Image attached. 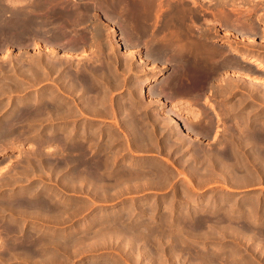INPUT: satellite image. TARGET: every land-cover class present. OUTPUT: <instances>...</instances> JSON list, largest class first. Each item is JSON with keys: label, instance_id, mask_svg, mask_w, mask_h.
I'll list each match as a JSON object with an SVG mask.
<instances>
[{"label": "rangeland", "instance_id": "obj_1", "mask_svg": "<svg viewBox=\"0 0 264 264\" xmlns=\"http://www.w3.org/2000/svg\"><path fill=\"white\" fill-rule=\"evenodd\" d=\"M14 1L18 2V0H14ZM66 1H68L69 3L72 2L71 0H66ZM174 1L175 0H170L171 4L174 3L172 7L173 10L175 9L174 8L175 6L178 7V3L179 5H181L180 3H183L181 6L184 5V7H181V8L178 7V8L180 9L186 8V9H182L183 12L185 11L184 12L185 15H188V13H190V15H188L190 17L188 16L186 17L188 21L187 20L185 21L188 24L186 23L187 25H185V22H184V26L187 29H189V31H191L190 28L195 30L196 32H199L201 30L200 33L203 30L204 33L201 34L200 38H202L203 44H205V42L207 41L205 44L206 46L205 45L204 46L206 48H209V47L212 48L214 46L215 50L218 49L217 51L218 53L219 51L221 52L220 53L221 57L218 54V56H216L217 58H215L216 60L217 59L225 60L226 58V60H230L233 63H236V62L239 63L238 68H236L233 65H231L232 67L230 65L228 67L227 65V68L225 67L226 65L224 66H217L216 64L213 65V67H216L215 69L217 70L220 67H222V69L221 68L219 69L220 70L219 73H217V70L215 72L214 68L212 71L210 68H209L210 71L206 70V72L208 73L214 72L213 75L217 73L216 77L214 76L212 80L210 78L204 79V77L206 78L207 76H204L203 72L199 73L198 71H196V73H194L195 71L193 72L190 70L187 72L188 74H182V77L184 76L185 78L180 77L179 78L180 82L177 80L178 81L177 84L176 82H174L173 86H170V88L172 87L171 89H175L176 85H177V88L180 85H181L180 88L186 85L188 87H193L194 89H199V90H191L194 93H204L203 94L204 97L202 96L203 98L200 97L196 99V101L198 102L202 100L208 101L206 104H203V105L195 104V105H191L190 107L188 106L183 107L184 105L177 104L172 108L174 110L178 109L179 112H183L180 115V117L188 116V118L184 120L185 122L183 124H185L184 127H186V123L189 122L187 123V125L190 124L189 128H192L190 129L192 130V132H188L187 129L184 131L177 129V126L175 125L176 120H174L175 118L174 119L172 118L175 116V115L173 116V114L176 113L175 111L174 112L172 111L169 113V115L171 116L170 117L171 120L167 119L173 122L172 126L170 128H168V126H165L164 120L159 116L161 114V111H159L158 109L160 107V101L158 99L154 100V93H153L155 91L154 86L157 83L163 80H166L167 75L169 77V73H171L172 68H173L172 65L170 66L169 63H166L165 65L164 62H155V61H146L143 64L140 63V60L144 54V50H139L137 47L131 50L125 49L124 46H121V47L119 46L120 49L119 47L117 48L110 47L114 45L113 42H115L116 38L119 39V36L115 35V33H112V34L110 33L108 36L107 35L108 33L106 34V32L110 31L109 28L104 32L106 34L104 38H107L108 36L109 38L107 39L108 40L110 39V42L106 41L107 39H105V42H103L104 44L99 42L101 44L99 43L94 44L93 48L90 47L92 45H89V42L87 43L88 46H86L85 48H83L85 44L79 46L80 44L78 43L80 41L86 40V38L82 39L81 37L83 36H80V35L85 34L84 37H87L88 35L86 34L88 33H86L87 25H83L85 27V28L84 27L82 28L83 30L78 28L79 31L81 30L80 32L79 31L77 32L78 36L80 37L78 38V40L76 38L78 42L75 41V39L74 41L77 42L75 45L76 48L77 49L80 48V49L77 50L75 47H72L70 49L72 53L71 55H70V51L68 50L67 52L65 50L55 51L54 50L55 48L52 47L54 45H48V46L45 45V47H43L42 45L37 46L35 44H31V42L28 46L31 48L32 47H35V48L29 49L28 46H25L24 47L25 49H22V50L19 48H16V49L8 50L7 52L5 51V53L3 50V52L0 53V57H1L0 58V77H1L0 78V96L2 97V98L0 97V105H1L0 109H3L4 107V109L0 110V112L3 111L5 114H7L13 110L14 112L12 111L10 113L17 112L15 113L17 115L18 113L22 111V108L24 107L25 109L33 110V108L35 107L33 106L34 103L31 101L33 100L34 97L40 96V95L41 96L42 95L43 96L44 95L45 96L54 95L55 98H57V96L62 97L63 99H65V101H66V98L69 97L65 103H62L63 104V106L61 105L63 107L62 109L59 107L60 105L58 106L61 111L60 110L58 111V107L56 106L58 101H56V99H54L55 105L53 104L52 106L53 109H54V106L56 107L54 109V112H53V109H48V108H52L50 107V105L46 106L43 109V111L45 109L47 110L44 113H42L41 116L39 117V120H40L39 123L41 122L40 124L42 125L39 124L36 127L35 125H37L36 122L38 121H36L35 117L33 118V116L29 115L31 113L30 111H29L30 113L27 114V110H26L25 112L26 115H23L24 113H20L21 115H23L21 116L23 118L21 119L19 118V121L16 120V123L20 122L21 124L20 123L18 124L22 128L25 125V128L22 129L24 131L22 135L24 137L27 136V138L25 137L24 139L22 135L15 133V135L11 136L10 142H9V138L4 139L5 141L3 139L2 140L0 139V155L1 153L6 152L3 156H0V184H2L0 188L2 189L0 190V198L4 199L3 198L4 195H5L4 197L6 198L8 194H10L11 192L16 193L18 190L19 191L26 190L31 194L34 193L33 190H36V189L37 191L41 190V192H46V194L44 193L45 195L41 194L40 192H38V194L40 196L42 195V197L43 196L49 197L50 201H52L51 198H54L52 202L53 206L60 210H64V209L67 210V214L70 215L71 220L74 219L73 222L72 221L68 222L69 224L71 223L70 224L71 227L69 226L68 223H65L66 226H64L65 224L64 225L62 224V225H59L57 227L55 226V227L57 229L59 228L58 230H63L65 228L73 229L74 234L77 235V236L74 235L75 239L73 238V241H76L75 243L78 244V245L75 244L76 248L73 246L72 248H69V249H66V247L62 246L63 248H61V251H60L61 246L59 245L56 246L55 243L53 244V242H55L56 240L55 236L51 234H50L51 236L49 235L51 238L47 236L48 230L50 229L49 231H51L53 230L54 227L47 228L44 223L45 218H42L41 220V217L39 218V215H37L31 209L25 210L26 213L21 212L22 214L16 210V212L20 213L19 217H17L18 213H16L15 211L13 213H10V209L8 211L7 210L8 208H3L5 206L0 202V204L3 205V206L1 205L2 207L0 206L1 207L0 208L1 209L0 210V257L1 255L2 257L6 255L10 256V257H7V256L4 257V258H8V259H5L6 264H17V263L18 264H33V260L31 258H33L34 261L36 262V263L34 262V264H41V263H38V262H41L40 260H45L44 262H47L46 264L48 263L49 264L51 263L52 264H226L225 261L229 260V258L235 259V262L233 261L234 263H231V264H264V168H263L264 167V69H257V67L249 66L246 64L245 60H240V56L236 54H232L229 51H226V52L223 51V50H226L227 46L228 47L231 46L233 48H236L239 51H244V50L247 51L250 54V56H257V58L261 60L264 59V0H227L225 2H221L219 0H186V1L182 0V2H178L181 0H176L177 1L176 3ZM70 4H73V3H70ZM162 9L161 10L163 11V14H165L164 11L168 12L170 10L167 6L163 7ZM172 13H174V11ZM83 14H84V11H83ZM227 17L230 19L228 20ZM223 18L225 21L222 20ZM227 20H228V23L230 22L229 24L226 22ZM225 24L226 26L228 25V27H226ZM84 30H85L84 34L83 33L81 34V32H83ZM169 30H173V29L169 28ZM192 32L193 31H191V33ZM66 39H65L66 41H70L71 43L73 42L71 41V39L73 40V38L71 39L66 38ZM203 39L205 42L203 41ZM87 41H88V37H87ZM35 43H38V41L36 40ZM207 43L210 46L207 45ZM96 45H99L100 48L98 47V50L101 49V53L103 55L107 53L106 55H104L106 56L104 59L109 58L110 60L107 59L109 60V62L103 59L104 57L103 55H102L103 57L100 56L101 55L99 52L100 50L98 52L95 50L94 46ZM105 46H106V49H105ZM46 48H48V50H46ZM49 48H53L54 50L53 55L51 54V51L49 52ZM103 48L105 49V51ZM109 48H113V49L110 50ZM219 48L222 51L219 50ZM43 50H45L46 52H43ZM27 51L28 53L30 52L29 53L30 56L27 53ZM75 51L76 53H74ZM95 51L97 52L98 55L96 54ZM128 51L129 52L131 51L132 55H129ZM23 52L24 53L26 52V53L22 55ZM15 53L17 55H15ZM34 53H36L38 56H35L36 54ZM61 53L64 56L66 55V53L67 55L65 57L64 56L61 57L62 59L60 58L59 60L58 54H61ZM110 53L112 54L111 56H113L112 58H110L111 57ZM31 54L34 55L35 57H32ZM45 54H47V56L49 55L51 59L48 60L49 56L47 58ZM94 54H96L97 56ZM26 55H28L31 58V60L28 61L29 63L25 61V60H28L27 59L28 56ZM53 56L55 57V59L53 58L54 60H57V59L59 60V62L57 61L58 65H56L57 64L56 61L54 62V60H52ZM68 56H70V58ZM99 56L100 58L98 59L97 57ZM38 57H39V60H38ZM91 57L92 58L94 57V58L92 59ZM114 57H116V59H114ZM21 58H22V61H20ZM66 58H68L67 61H66ZM89 58H91L92 61ZM69 59H71L70 60L71 64H67ZM130 59H133V60H130ZM45 60L48 62L45 63ZM23 61L25 63H23ZM39 61H40L39 66L42 65L41 66L43 69L42 73L44 72L43 76L46 78L44 79L43 77L42 79L40 77V78H36L37 79L36 80L34 77H31V80H29L30 77L26 76L27 74H25L24 72L25 70H28V67L26 66V64L30 65V62H31V65H33L37 62L39 63ZM52 63L53 64L55 63V64L53 65ZM1 64H4V66ZM46 64H48V66ZM62 64L63 65L65 64L64 66L67 69L63 67ZM53 66L55 68H53ZM56 66H59V67H56ZM49 67L50 69L52 68L51 70L54 69L52 73L50 72L51 70L49 69ZM61 67H63V69ZM70 68H72L73 70L75 69V70L73 71ZM20 69L23 70L22 72H24V73L22 72L21 73L22 75H24L23 80H25V82L22 80L19 81L18 79V78L21 79L23 77V76L18 75V74L21 75ZM77 69L80 71H78ZM56 71L59 73L57 74ZM75 71L77 73L79 72L80 76L76 74ZM11 72H15V73L9 74ZM46 72H48L49 74ZM69 72L70 73L72 72L73 74L72 73L70 74ZM87 72L88 73L90 72L91 74L90 73L88 74ZM208 73L207 74L205 73V74L210 76L211 73H209L210 75ZM66 74H69V76L72 75L70 76L72 79L69 77L72 81L73 80L76 81L77 78L79 79L82 75L85 74L84 75L85 77L87 78L90 77L88 78V80L89 81L92 80L94 86H92L93 85L92 81L89 82L88 80L85 79L86 82H84L82 79L84 77L83 76L81 78L82 80L77 79V81L75 82V84L79 82V84L81 85L77 83L78 86L77 87L75 86L72 88L71 87L72 81L69 84H67L63 80V78H65V80L69 79L68 75L67 77H65ZM191 74H198V75L203 74L204 77L200 75V77L202 78L201 79L199 76L197 75L192 76ZM235 74H239V75L244 74V76H247L248 80L242 77H238ZM76 75H77V78H76ZM13 77H16V80ZM197 77H199L200 79ZM59 79H62L63 81ZM110 79L111 81L108 82ZM7 80L10 83V85H13L14 83H16L19 86L14 84L11 87L9 83L7 82ZM13 80L15 82H13ZM138 80L140 81L149 80L146 84V90L151 92V93L149 92L148 93L153 98L147 96L148 95L147 91L146 92L139 91L140 87L138 85L134 87L135 83L138 84L137 83ZM210 80H211V83H210ZM2 81L4 84L2 83ZM26 81L27 82L29 81L30 85L27 84ZM34 81H35V84L33 83L34 84L33 85L32 82ZM36 81L39 83L36 84ZM57 81H59V84ZM60 81H62V83ZM83 82L88 83L89 85L86 84L85 86ZM107 82L110 83L111 87L110 85H108ZM207 82L209 83L208 86L210 85L209 88H206ZM104 83H105V86H104ZM24 84L25 85L27 84V85L25 86ZM60 84H62L61 85L62 89L61 87H59ZM64 84L65 85L71 84V86L68 87V86H65ZM115 84L118 86L116 87ZM90 85L93 87L91 90L89 89L91 88ZM27 86L29 87V90L27 89L28 88ZM84 86L86 88L88 87L89 88L85 90ZM203 86H204V89H202ZM1 87H3V89ZM78 87L81 88L80 93L78 92L79 89L77 90ZM133 87L134 88L138 87V88H136L135 90ZM69 88H72V91L71 89L68 91ZM128 88L131 89L130 92H129L130 89ZM24 90L26 91L23 92ZM58 90L60 91L57 93L56 91ZM74 90L76 92L75 94H77L75 98V100L77 99L76 101L74 100L72 95H70L74 93L73 92ZM18 91H20L21 94L22 93L24 94L21 95L20 92ZM180 91L181 90H178V92ZM209 92H210V95H208ZM18 94H20L21 97ZM128 94L136 98L134 99L131 98L133 100L132 101L129 98L131 96H129ZM87 95H89L88 98H91L92 96L96 98L98 95L96 102L100 98L99 100L100 102L97 103V105L99 104V106L102 103V101L104 103V101L109 98L110 101L106 100V102L104 103V106L105 104H108L106 105V107L111 106L113 109L111 107L109 109L108 107L107 108L105 107L106 109L103 108V103L101 104L100 107L95 106L96 103L93 106L90 105L92 107H89V108L85 107V104L86 106H89L87 105L88 100L87 101L85 100L86 99L85 97ZM179 95L181 97L185 96L181 94V92ZM7 96L8 98H6ZM41 96H40L41 99L47 98V97L45 98ZM103 97L105 98L103 99ZM21 98H22V101H20ZM126 98H129L128 100L134 104H131ZM123 99L127 100V102L129 103H127L125 100L123 102ZM15 100H19V101L16 103ZM148 100H150L149 103L147 102ZM83 101L84 103L85 102L86 103L84 104ZM5 102H7L6 104H8V107L5 104ZM67 102L71 104L67 105L68 104ZM24 103L25 105H23ZM18 104L20 106H18ZM113 104H114V107H113ZM126 104H130L131 106L135 105V106H132L133 107L132 108L130 105H129L130 107L126 106ZM152 104H156V105L148 109V106ZM26 105L28 106L32 105V107L30 106L31 107L30 108ZM71 105L72 107H69ZM115 105L117 107H115ZM118 105L121 107L119 108ZM122 105L126 106L127 108H125ZM81 106L84 107L86 111L88 109L89 112H91L93 110V109L91 110V108L95 106L94 109L97 107V109H95L97 112L93 110L94 113H92L93 111L91 113H89L88 111L85 113L84 112L85 109L82 108ZM78 107L79 108L81 107V108L78 110L77 109ZM128 107L130 109H128ZM25 109H23L22 112H24ZM81 109H83V111ZM114 109H116L117 111ZM151 109H153V111ZM125 110H131L133 113L131 111H128L129 113L131 112V114L128 113L127 115V111ZM49 111L51 112L49 113ZM62 111L64 114L62 113ZM67 111H71V113H73L74 116L78 115V117H74L71 114H67L66 113ZM73 111H75L77 114L74 113ZM154 111L156 112L154 113ZM58 112H60L61 114L59 115ZM80 112H82L81 115H79ZM98 112H101V113H98ZM123 112H125L126 115ZM122 113L124 114V116H122L123 115ZM120 114L122 115L120 116ZM27 115L29 116V117H26L28 118V120L25 118V116ZM61 115H63L62 119L59 118ZM91 115L92 117H90ZM30 116L32 117V120H34L35 122L30 119L31 118ZM120 117H123V118H120ZM124 117H127V118H124ZM23 119H25L26 121H24ZM22 121L24 122V124ZM129 121L135 122V125H133L134 123L132 122L130 123ZM137 123L138 125L141 124L143 126L140 128L141 125L138 126ZM123 124H126L128 126L130 125V126L128 127ZM197 124L200 127H198ZM29 125L30 126L32 125L31 126L32 130L30 129L29 132H27L28 134L27 135L25 131H26L27 126L29 127ZM56 125L57 127L64 126V125H65L64 127H68V128L72 127L75 130L76 135H77L76 140L77 139L80 140L83 137L82 140L88 141V142L86 141L87 145L90 143L94 144L95 141H96L95 144L98 141L100 142V143H97L96 145L99 146L97 147L101 151V152L99 151L98 156L102 154L100 157L102 162L104 163L102 167L107 168L108 171L110 170L111 172H108L107 169H103L102 171H100L99 169V172L103 174V178H105L107 175H108L107 176L108 178L101 179L100 181L96 183L93 182L94 184L91 185L93 180L90 177L89 162H88V167H87V164H85L87 161L79 160V163H78V161L74 160L73 158H69V157L65 158L67 157V152L64 149H62V146L59 147L58 145L54 143L55 145L54 147L53 143L48 142V145L47 143H44V145L46 146L45 147L43 146V143L41 142L39 143V141H37L39 140L37 138H39L40 135L48 131V130L46 131L47 128L52 127V126L54 128H57ZM122 125L125 127H128L129 129L132 125V127L133 126L136 127V129L133 128V130L135 129L136 131L139 130L137 129L139 127L140 133L142 131L144 134L137 133L139 135V137L137 138L136 136L138 135H133V132L130 129L131 131L129 132L130 134L129 135L127 134L128 132H126V131H129L128 128H126L125 130L124 129L125 127H123ZM36 128H38L39 132L37 131ZM43 128L44 130H42ZM121 128L124 129L125 131H122ZM30 133H31V136H30ZM122 133L125 135L126 138L124 137ZM183 133H187V135H183ZM32 134H35V135H32ZM93 134L96 136H94ZM113 135H115L114 136L115 140L113 139ZM132 135L135 137H132ZM140 135H142L141 137L144 140L140 137ZM178 135L179 137H177ZM21 136L23 137L22 142H21V139H22ZM78 136L80 137L78 138ZM127 136L129 138H127ZM15 137L17 141L20 138L21 139L18 142H15L16 141ZM117 137H119V139ZM110 138L113 139V140H110L111 142L109 141ZM116 138L118 141L116 140ZM120 138L122 139V141L120 140ZM131 138H132V141H131ZM135 138L137 139V141L135 140ZM179 138L181 140H179ZM141 139L142 141H139L141 142V145H138L139 143L138 140H141ZM6 140L8 141L6 142ZM123 140H125L124 143L128 144L127 146H129L127 149H126L127 146L125 147ZM129 140L132 143H130ZM143 141L145 145L142 143ZM1 142H2V145L3 143L4 144L7 143L9 144V146L7 144L2 146ZM110 143L112 146L110 145ZM119 143L120 145H118ZM35 144L37 146L40 144L41 147L40 146L37 147ZM104 144L106 145L107 148L110 147L109 153H107L104 150V148L106 149ZM136 145H138L139 147ZM151 145L152 147H149ZM122 146L125 148L123 149ZM134 146H136V148ZM140 146L141 147L146 146L145 147L146 150L144 149V147H142L143 149L140 148ZM133 147L135 149H133ZM35 148L36 149L38 148L37 150L41 148V152L39 150V152L37 153V151H35ZM131 149H133L132 150L133 152L131 151ZM136 150H137V154H136ZM48 151H51V153H48ZM102 151L105 153H103ZM128 151L129 153H127ZM43 152L46 154L41 155L40 153H43ZM52 153L55 156V157L52 156L53 159L52 157H50V154ZM112 154L114 156L116 154L115 156L116 159L114 158ZM107 156L110 159H112L113 157L114 160L113 159H112L113 161L109 160ZM37 157H40V158H37ZM47 159L48 160L52 159L51 161H54V162L48 161L50 162V164L48 162L46 163ZM58 159L60 160L58 161ZM107 159L109 161H105ZM112 162L114 163L113 164L114 166L112 165ZM82 163L84 166L87 167L85 171L84 169L86 167L83 166L84 168L83 169L81 166ZM107 163L108 165L106 167L105 164ZM46 164L47 165L49 164V165L47 166ZM110 164L111 166H109ZM35 165L38 167H35ZM108 166L110 167V169ZM79 167H81L82 169ZM247 168L249 171L250 170L251 171L250 172L247 171ZM128 170L129 172L127 173L131 174L132 176L131 178H135V176L136 177L138 176V178H136L138 179V183H136L137 180L129 178L130 175L128 177V174L126 173V171ZM262 170H263V175H262ZM120 171H121L122 176H120L121 175ZM87 172L89 173L86 174ZM245 172H248V174L250 173L251 177L249 178L247 176L248 174ZM243 174H245L244 177H247L246 179H244V177L242 176ZM112 177H116L117 179L112 178ZM122 177H124L123 180H127L129 178L130 180L129 179L128 180L130 181L131 184L129 185L128 183L129 181H123V180L118 181V179H122ZM12 179L15 181H13ZM114 179H115V182H114ZM10 180H12L13 182H11ZM133 180H135L136 182ZM147 180H149V182ZM245 180H248L249 182ZM122 181H123V184L124 182L125 184L128 183L127 184L128 186H125V184L123 186V184L121 183ZM44 182H48V184L47 183L45 184ZM112 182L113 184H111ZM10 183L14 185L15 187L10 188L12 187L10 186L11 185ZM5 184L7 185L6 187H5ZM119 184H122L121 187L119 186ZM38 185H40L41 187ZM33 186H35L36 188L35 187L33 188ZM21 187L22 189H20ZM48 188L50 189L51 192L48 190ZM99 191H101V193ZM55 201L57 202V204H55L56 203ZM106 213L108 214L107 216H105ZM24 214H25V217L23 216ZM10 215H11V218H10ZM21 215L23 217H21ZM92 216L94 217L93 221H92ZM8 217L10 218V220ZM12 219H15V221H17L18 224L21 223L20 227L22 229L21 236L19 235L12 236L13 237V238L11 237L12 239L14 240L16 239L15 241L20 242L19 240L21 239L24 240L25 238L27 243L33 242V240L37 239L40 242V244L41 243L42 245L44 244L45 247L44 246H41V247L45 249L43 248L41 249V247H39V249L42 251L39 250L37 252V256L36 254H34L35 256L33 255L37 247L34 248V250L32 251L29 250L30 252H33V253H29L28 250L26 249L24 250L21 247L15 248L14 250H12L13 251L12 253L8 251L6 252V249H7L6 248L7 247L6 237L8 239L10 235L8 236L6 233V237H5L4 233L6 231H4L5 229L4 226L6 227L9 221L12 222ZM19 219L22 221H20ZM61 220H63V218ZM110 220L113 222H111ZM88 221H89V224H88ZM227 221L229 223H227ZM40 222H43V223L41 224ZM84 222H87L86 224L88 225V226L85 225L86 226L85 229L82 228ZM22 224L24 225L21 226ZM39 225H41V227ZM115 226H120V228L123 227L122 229L123 231L117 230L118 232L116 231V233L119 235H122L124 232L126 233L125 237H123L124 235H122V238L120 236L117 240H116V237H110V239H107L110 236L108 235V233L116 230ZM126 227L128 228L129 232H126L127 230ZM110 228L111 230L112 229L113 230L111 231ZM132 229L134 230L132 231ZM83 231L84 232L86 231L85 237L87 239L84 237ZM101 231L103 232L102 234H100ZM130 231L134 233L133 235L134 237H132ZM23 232H25V234ZM38 232L39 233L42 232L44 235L41 236V233L39 234ZM127 233H130L131 236L128 235ZM226 233H231V236H230L231 238L228 240L220 239V236ZM103 234H106V235L102 236ZM35 235L37 236L35 237ZM80 235L81 237H83V240L86 239V242H85L86 245H84L85 240L83 241L81 237H80L81 240L79 239ZM129 237H131L132 239H130ZM47 240H49V242L51 241V243H49ZM131 240H133L134 243L131 242ZM77 241H79L80 243L79 242L77 243ZM82 243L85 247L83 246L82 247L83 249L82 248L79 249V247L82 246ZM88 244L92 246L89 247ZM53 245L56 247L51 248L53 247ZM55 248H56V251H55ZM73 248L76 250H74ZM86 248H89V249L85 250ZM57 250L60 252V254ZM67 250H70V251H67ZM49 251H51L52 253ZM71 251H73L72 253L73 255H71L70 253ZM39 253L42 256L44 254L43 257L41 256L42 257L41 259H39L40 257ZM69 253L71 256L69 255ZM57 254H59L60 256ZM25 255H26V261L19 263L18 260L25 258ZM2 257L0 258V260L1 259L3 260ZM66 257L67 258L71 257V258L67 259ZM11 259L12 260L14 259V261H12ZM5 261L3 260V262L2 261L0 262L1 264L2 263L5 264ZM44 262L42 261V264H45Z\"/></svg>", "mask_w": 264, "mask_h": 264}, {"label": "bare ground", "instance_id": "obj_2", "mask_svg": "<svg viewBox=\"0 0 264 264\" xmlns=\"http://www.w3.org/2000/svg\"><path fill=\"white\" fill-rule=\"evenodd\" d=\"M72 2H70V3H73V4H70L68 1H66V0H18V2H16V1H14V0H9V1H7V0H0V41H4V40H6V39H12V40H17L14 44H19L18 46H21L20 44H22V43H19V40H21V41H23V40H26L25 41V44L26 43H28V42H30V40H38L37 39V37L39 36H41V35H44V36H47V37H49L50 36V38L52 39V41H54V42H56V43H58V46L59 45H63L64 44V42H62L63 44H61V41L63 40H65L66 38H69V39H71V38H73V40L71 39V41H73V42H75V41H77L78 40V38L80 37V36H83V37H81L82 39L83 38H86V40H87V37H88V41H89V45H92V46H90V47H92L93 48V45L94 44H98L99 42H101V43H103V42H105V39H107V38H109L108 36H109V34L111 33H115V35H117V36H119V39L118 38H116L115 39V42H113L114 43V45H112V46H110V47H115V48H117V47H121V46H124V48L125 49H127V50H131V49H134L135 47H137L139 50H144V54H143V57L141 58V60H140V63H144V62H146V61H155V62H164L165 63V65H166V63H169L170 64V66L172 65V71H171V73H169V77H168V75H167V78H166V80H163V81H161V82H159V83H157L155 86H154V89H155V91L156 90H159V89H161V88H164V87H169L170 88V86H173V83L174 82H176V84L178 83V81H179V78L181 77V78H185L184 76L182 77V74H188L187 72L188 71H195L194 73H196V71H198L199 73H201V72H203V74H204V76H207L206 78L203 76V74H200L201 76H203L204 77V79H207V78H210L211 80H212V78L215 76L216 77V75H217V73H219V69L221 68L222 69V67H220L218 70L217 69H215L216 67H213V65H217V66H224V65H226L225 67L227 68V65H228V67H229V65L231 66V65H233V66H235L236 68H238L239 67V63L238 62H236V63H233V62H231L230 60H226V58H225V60H221V59H215V58H217L216 56H218V54L220 55V51H219V53L217 52L218 51V49L217 50H215L214 49V46L212 47V48H206L205 46V44H206V42L204 41V39H203V41L205 42V44H203L202 43V38H200V36H201V34H203L204 32H203V30H202V32L200 33V31L199 32H196L195 30H193V29H191L190 27H188V28H190V30L191 31H193L192 33H191V31H189V29H187L185 26H184V22L187 20L186 19V17L188 16V15H190V13H188V15H185L184 14V12L182 11V9H186V8H182V9H180L181 7H184V5L183 6H181L183 3H180L181 5H179V3H178V7H180V8H178L177 6H175L174 8V10H173V5H174V3H170V0H71ZM186 1V0H185ZM219 1H221V2H225V1H227V0H219ZM173 2V1H172ZM175 3L177 2L176 0L174 1ZM178 2H182V0L181 1H178ZM176 5V4H175ZM186 5V4H185ZM165 6H167L170 10L168 11V10H166V11H168V12H165L164 11V13L165 14H163V7H165ZM82 9H84V10H82ZM162 9V10H161ZM190 9V8H189ZM82 12H81V11ZM176 10V11H175ZM83 11H84V14H83ZM162 11V12H161ZM174 11V13H172ZM188 17H190V16H188ZM228 18V17H227ZM227 18H225V19H227ZM192 19V18H191ZM193 19H195V18H193ZM230 18H228V20H229ZM190 20V19H189ZM223 21H225L224 20V18L222 19ZM228 20L226 21L227 23H228ZM188 21V20H187ZM192 21V20H191ZM190 22V21H189ZM187 22H185V25H187L186 24ZM230 23V22H229ZM228 23V24H229ZM83 25H87V32L86 33H88V34H86V35H88L87 37H84L85 36V34H84V32H85V30L83 31V32H81V34L83 33L84 35H80V36H78V34H77V32L79 31L78 30V28H80V29H82L84 26ZM225 26H226V24H225ZM107 27V28H106ZM226 27H228V25L226 26ZM85 28V27H84ZM109 28V32L107 31L106 32V34L108 35L107 36V38H104L105 36H106V34L104 33L107 29ZM169 28H171V29H173V30H169ZM83 30V29H82ZM81 31V30H80ZM79 31V32H80ZM113 31H115V32H113ZM194 32H196V33H194ZM196 34V35H194V34ZM199 33H200V35H199ZM193 34V35H192ZM208 35V34H207ZM112 36V35H111ZM206 36V35H205ZM204 36V37H205ZM43 37V36H42ZM34 38V39H33ZM76 38H77V40H76ZM80 38V39H81ZM115 38V37H114ZM113 38V39H114ZM45 39V38H44ZM74 39H75V41H74ZM112 39V38H111ZM66 40H68V39H66ZM65 40V44L64 45H66V43H67V41ZM85 40V42H88V41H86ZM10 40H8V42H9ZM40 41H42L41 40V38H40ZM39 41V42H40ZM49 41V40H48ZM106 41H108V42H110V39L108 40H106ZM5 42V41H4ZM12 42V41H11ZM10 42V43H11ZM32 42V41H31ZM38 42V43H39ZM44 42V41H43ZM59 42H60V44H59ZM78 42V41H77ZM76 42V43H77ZM82 42H84V40L82 41ZM84 42V43H85ZM107 42V43H108ZM7 43V42H6ZM10 43H7V44H5V45H9ZM71 43V42H70ZM76 43H75V45H76ZM101 43H99V44H101ZM107 43H105V44H107ZM3 44V43H2ZM34 44V43H33ZM69 44V43H68ZM72 44V43H71ZM74 44V43H73ZM72 44V45H73ZM79 44V43H78ZM77 44V45H78ZM81 45H82V43H80ZM104 44V43H103ZM11 45V44H10ZM24 45V44H23ZM27 45H29V43L28 44H26V46ZM37 45V44H36ZM40 45H41V43H40ZM81 45H79V46H81ZM110 45V44H109ZM205 45V46H204ZM207 45H209L208 43H207ZM13 46H15V45H13L12 44V47ZM38 46V45H37ZM48 46V45H47ZM57 46V47H58ZM74 46V45H73ZM88 46V45H87ZM210 46V45H209ZM0 47H1V45H0ZM29 47V46H28ZM28 47H26V48H28ZM45 47V46H44ZM52 47H54V46H52ZM60 47V46H59ZM58 47V48H59ZM62 47H66V46H62ZM69 47H70V45H69ZM68 47V49H70V48H72V47H70L69 48ZM75 48H76V46H74ZM86 46H84L83 48H85ZM95 47V50L98 52L99 50V52H100V56H102L103 54L101 53V49H99L98 50V47H99V45H96V46H94ZM96 47H97V49H96ZM120 47H119V49H120ZM208 47V46H207ZM6 48V47H5ZM32 48H35V47H32ZM31 47H29V49H32ZM55 48V47H54ZM58 48H56V49H58ZM100 48V47H99ZM113 48H109L110 50L111 49H113ZM223 48V47H222ZM19 49H25V48H19ZM19 49H18V51H19ZM67 47L66 48H62V50H65L66 52H67ZM77 49V48H76ZM75 49V50H76ZM78 49H80V48H78ZM77 49V50H78ZM82 49V48H81ZM88 49V48H87ZM104 49V48H103ZM105 49H106V46H105ZM105 49H104V51H105ZM125 49H124V51H125ZM137 49V50H138ZM224 49V48H223ZM2 51H0V53L1 52H3V49H1ZM20 50V51H21ZM37 50V49H36ZM46 50H48V48H46ZM55 50V49H54ZM54 50H53V48H49V52L51 51V54L53 55L54 54ZM61 49H59V51H60ZM61 50V51H62ZM73 50V49H72ZM76 50V51H77ZM93 50V49H92ZM115 50V49H114ZM122 50V49H121ZM219 50H221L220 48H219ZM26 51V50H25ZM44 51V50H43ZM56 51V50H55ZM58 51V50H57ZM68 51H70V55L72 54L71 53V50H68ZM76 51L74 52V53H76ZM83 51V50H82ZM95 51V52H96ZM103 51V50H102ZM103 51V52H104ZM222 51V50H221ZM223 51H229L230 53H232V54H236V55H238V56H240V60H245L246 61V64L247 65H249V66H254V67H257V69H264V59H259V58H257V56H250V54L247 52V51H239V50H237L236 48H233V47H231V46H227V48H226V50H223ZM39 52V51H38ZM46 52V51H45ZM97 52H96V54H97ZM129 52V51H128ZM229 52H228V54H229ZM4 53H5V50H4ZM3 53V54H4ZM26 53V52H25ZM24 52L22 53V55L23 54H25ZM27 53H28V51H27ZM30 53V52H29ZM28 53V54H29ZM69 53V52H68ZM114 53V52H113ZM131 53V51L129 52V55H132V53ZM224 53V52H223ZM34 54H36V53H34ZM39 54V53H38ZM50 54V55H51ZM96 54H94V55H96ZM107 54V53H106ZM106 54H104V55H106ZM119 54V53H118ZM138 54V53H137ZM231 54V55H232ZM32 55V54H31ZM46 56H47V54H45ZM57 55V54H56ZM55 55V56H56ZM66 55H67V53H66ZM65 55V56H66ZM75 55V54H74ZM98 55V54H97ZM96 55V56H97ZM103 55V56H104ZM112 54L110 53V56H111ZM127 55V54H126ZM134 55V54H133ZM224 55H226V54H224ZM5 56V55H4ZM3 56V57H4ZM21 56V55H20ZM26 56H28V55H26ZM29 56H30V54H29ZM27 57V59L28 60H25V61H29V60H31V58L30 57ZM35 56H38L37 54L35 55ZM34 55H32V57H35ZM45 56V57H46ZM49 56V55H48ZM48 56H47V58H48ZM64 56V55H63ZM62 56V57H63ZM64 56V57H65ZM92 56V55H91ZM100 56L99 57H97L98 59L100 58ZM102 56V57H103ZM109 56V55H108ZM124 56V55H123ZM58 57H59V55H58ZM69 58H70V56H68ZM106 56H104L103 57V59L105 58ZM113 56H111L110 58H112ZM119 57V56H118ZM126 57V56H125ZM220 57H221V55H220ZM219 57V58H220ZM1 58V57H0ZM19 58V57H18ZM17 58V59H18ZM37 58V57H36ZM40 58H41V56H40ZM55 59V57L53 56L52 57V60H54ZM60 58L61 57H59V60H60ZM92 58V57H91ZM91 58H89L90 60H91ZM94 58V57H93ZM92 58V59H93ZM136 58V57H135ZM33 59V58H32ZM43 59V58H42ZM46 59V58H45ZM49 59H51L50 58V56H49V58H48V60ZM62 59V58H61ZM65 59V58H64ZM67 59L68 58H66V61H67ZM88 59V58H87ZM107 59H109V58H107ZM107 59H104V60H107ZM114 59H116V57H114ZM133 59H134V57H133ZM133 59H130V60H133ZM23 60H24V58H23ZM34 60V59H33ZM38 60H39V57H38ZM59 60L57 59V60H54V62L56 61H58L59 62ZM71 59H69V61H70ZM110 60V59H109ZM109 60H107V62H109ZM118 60V59H117ZM125 60V59H124ZM20 61H22V58H21V60ZM40 61H41V59H40ZM40 61H39V63L37 62V63H35V64H33V65H31V62H30V65L29 64H26V66L28 67V70H25V68H24V72H25V74H27L26 76H28V77H30L29 78V80H31V77H34L35 79L36 78H42L43 79V74H44V72L42 73V65H40L39 66V64H40ZM43 61V60H42ZM69 61H68V63L67 64H71V61H70V63H69ZM92 61V60H91ZM239 61V60H238ZM36 62V61H35ZM46 62H48V61H46L45 60V63ZM50 62H51V60H50ZM58 62H57V64L56 65H58ZM112 62V61H111ZM117 62V61H116ZM6 63V62H5ZM4 63V64H5ZM19 63V62H18ZM23 63H25L24 61H23ZM29 63V62H28ZM43 63V62H42ZM41 63V64H42ZM93 63H95V62H93ZM4 64H1V65H3L4 66ZM49 64V63H48ZM48 64H46L47 66H48ZM53 64V63H52ZM55 64V63H54ZM53 64V65H54ZM126 64H128V63H126ZM168 64V65H169ZM8 65V64H7ZM17 65V64H16ZM25 65V64H24ZM63 65V64H62ZM65 65V64H64ZM63 65V67H65ZM73 65V64H72ZM6 66V65H5ZM13 66H14V64H13ZM98 66V65H97ZM105 66V65H104ZM9 67V66H8ZM11 67V66H10ZM52 67V66H51ZM56 67H59V66H56ZM63 67H61L62 69H63ZM67 67H69V66H67ZM80 67V66H79ZM212 67V68H211ZM232 67V66H231ZM13 68V67H12ZM11 68V69H12ZM23 68V67H22ZM53 68H55L54 66H53ZM66 68V67H65ZM90 68V67H89ZM96 68V67H95ZM109 68V67H108ZM209 68L211 69V71L213 70V68H214V70H215V72H216V70H217V73L215 74V75H213V73H211V72H209V73H211V75L208 73V72H206V70L208 71L209 70ZM218 68V67H217ZM19 69V68H18ZM49 69H50V67H49ZM52 69V68H51ZM50 69V70H51ZM67 69V68H66ZM69 69V68H68ZM70 69H72V68H70ZM110 69H112V68H110ZM16 70V69H15ZM21 70V69H20ZM49 70V71H50ZM54 70V69H53ZM53 70H51L50 72L52 73V71ZM65 70V69H64ZM75 70V69H74ZM78 70V69H77ZM94 70V69H93ZM12 71V70H11ZM23 70H21L20 71V73L22 72ZM45 71V70H44ZM48 71V70H47ZM78 71H80V70H78ZM110 71V70H109ZM210 71V70H209ZM24 72H22V73H24ZM73 72V71H72ZM71 72V73H72ZM76 72V71H75ZM74 72V73H75ZM184 72H186V73H184ZM197 72V73H198ZM13 73H15V72H11V73H9V74H13ZM18 73V72H17ZM22 73H21V75L20 74H18L19 76H23L21 79L20 78H18L19 79V81L20 80H22V81H24L25 82V80H23V78H24V75H22ZM46 73H48V72H46ZM56 73L58 74L59 72H57L56 71ZM64 73H66V72H64ZM70 73V72H69ZM70 73V74H71ZM88 73V72H87ZM90 73V72H89ZM88 73V74H89ZM208 73L210 76H212V77H210V76H208V75H206V74ZM49 74V73H48ZM73 74V73H72ZM76 74H78L79 75V72L77 73L76 72ZM91 74V73H90ZM112 74V73H111ZM128 74V73H127ZM17 75V74H16ZM46 75V74H45ZM62 75V74H61ZM67 75H68V78L70 77V76H72V75H70L69 76V74H66V76L65 77H67ZM85 75V74H84ZM84 75H82L79 79L80 80H82L83 79V81L84 82H86L85 81V79L86 80H88V78H90V77H85ZM87 75V74H86ZM93 75V74H92ZM116 75V74H115ZM192 76L193 75H197V76H199L200 77V75H198V74H191ZM236 76H238V77H242V78H244V79H247V76H244V74H235ZM18 76V77H19ZM25 76V77H26ZM47 76V75H46ZM64 76V75H63ZM74 76H75V74H74ZM80 76V75H79ZM85 78H84V77ZM91 76V75H90ZM189 76V75H188ZM187 76V77H188ZM61 77V76H60ZM83 77V78H82ZM186 77V78H187ZM199 77H197V78H199ZM1 78V77H0ZM13 78H15V80H16V77H13ZM46 77H44V79H45ZM53 78V77H52ZM71 78V77H70ZM67 79V80H65V78H63V80L67 83V84H69L72 80V78L71 79ZM75 78V77H74ZM76 78H77V75H76ZM82 78V79H81ZM93 78V77H92ZM106 78H108V77H106ZM190 78H192V77H190ZM195 78V77H194ZM193 78V79H194ZM201 78V77H200ZM199 78V79H200ZM78 79V78H77ZM77 79H76V81H77ZM78 79V80H79ZM113 79V78H112ZM196 79V78H195ZM202 79V78H201ZM216 79V78H215ZM215 79H213V80H215ZM6 80V79H5ZM28 80V79H27ZM37 80V79H36ZM59 80H62V79H59ZM62 80V81H63ZM70 80V81H69ZM102 80V79H101ZM108 80V79H107ZM178 80V81H177ZM181 80V79H180ZM198 80V79H197ZM211 80H210V83H211ZM248 80V79H247ZM12 81V80H11ZM10 81V82H11ZM62 81H60L61 83H62ZM75 80H73L71 83H72V86H71V84L70 85H65V86H71L72 88L73 87H77L78 86V84H79V82H77L76 84H75V82H76ZM89 81V80H88ZM90 81H92V80H90ZM89 81V82H90ZM100 81V80H99ZM111 81V79L108 81V82H110ZM115 81V80H114ZM149 80H143V81H140V80H138L137 81V83L138 84H134V87L135 86H139L140 87V89H139V91H143V92H146L147 90H146V84H147V82H148ZM187 81V80H186ZM203 81V80H202ZM208 81V80H207ZM7 82H8V80H7ZM13 82H15L14 80H13ZM27 82V81H26ZM58 82V84H59V81H57ZM82 82V81H81ZM83 82V83H84ZM107 82V83H108ZM119 82V81H118ZM133 82V81H132ZM180 82V81H179ZM2 83H3V81H2ZM9 83V82H8ZM35 84V81L34 82H32V84ZM37 83H39V82H37L36 81V84ZM64 83V82H63ZM82 83V84H83ZM94 83H95V81H94ZM120 83V82H119ZM119 83H118V85H119ZM128 83V82H127ZM208 83V82H207ZM4 84V83H3ZM7 84V83H6ZM14 84H16V83H14ZM13 84V85H14ZM20 84H22V83H20ZM27 84H29V81L27 82ZM26 84V85H27ZM33 84V85H34ZM43 84V83H42ZM75 84V85H74ZM86 84H88V83H84V85L86 86ZM92 84H93V81H92ZM117 84V83H116ZM115 84V85H116ZM199 84H201V83H199ZM209 84V83H208ZM9 85H10V83H9ZM13 85H10L11 87L13 86ZM16 85H18V84H16ZM25 85V84H24ZM25 85V86H26ZM30 85V84H29ZM32 85V86H33ZM56 85H57V83H56ZM61 85L62 84H60V86L59 87H61ZM79 85H81V84H79ZM89 85V84H88ZM100 85V84H99ZM108 85H110V83H108ZM107 85V86H108ZM114 85V84H113ZM118 85H116V87L118 86ZM133 85V84H132ZM131 85V86H132ZM19 86V85H18ZM22 86V85H21ZM83 86V85H82ZM84 86V87H85ZM91 86V85H90ZM92 86H94V84L92 85ZM91 86V88H89L88 86V88L91 90L93 87ZM101 86V85H100ZM104 86H105V83H104ZM181 86V85H180ZM180 86H178V87H180ZM183 86V85H182ZM210 86V85H209ZM6 87V86H5ZM8 87V86H7ZM17 87V86H16ZM28 87V86H27ZM83 87V88H84ZM110 87H111V85H110ZM133 87V88H134ZM2 89H3V87H1ZM9 88V87H8ZM7 88V89H8ZM22 88V87H21ZM30 88H31V86H30ZM58 88V87H57ZM65 88V87H64ZM63 88V89H64ZM72 88H69L68 89V91L71 89V91H72ZM88 88H86L85 87V90L86 89H88ZM109 88V87H108ZM136 88H138V87H136ZM136 88H134L135 90H136ZM172 88V87H171ZM175 88H177V85H176V87ZM186 88V87H185ZM6 89V88H5ZM23 89V88H22ZM28 90H29V87L27 88ZM61 89H62V87H61ZM60 89V90H61ZM66 89V88H65ZM75 89V88H74ZM79 89V93L81 92V88H77V90ZM107 89V88H106ZM128 89H130V88H128ZM131 89H132V87H131ZM131 89L129 90V92L131 91ZM153 89V90H154ZM181 89V88H180ZM187 89V88H186ZM57 90V89H56ZM60 90H58V91H56L57 93L60 91ZM67 90V89H66ZM83 90V89H82ZM94 90V89H93ZM177 90V89H176ZM188 90V89H187ZM10 91V90H9ZM26 90H24L23 92H25ZM43 91V90H42ZM41 91V92H42ZM54 91H55V89H54ZM67 91V92H68ZM189 91H190V89H189ZM7 92V91H6ZM14 92H15V90H14ZM18 92H20V91H18ZM17 92V93H18ZM55 92V93H56ZM62 92H64V91H62ZM66 92V93H67ZM74 93L73 94H70V95H72V97L74 98V100H75V98H76V95L77 94H75L76 92H75V90L73 91ZM133 92H134V90H133ZM151 93L150 91H147V93ZM10 93H12V92H10ZM46 93V92H45ZM50 93V92H49ZM53 93V92H52ZM65 93V94H66ZM69 93V92H68ZM71 93V92H70ZM78 93V94H79ZM128 93V92H127ZM136 93V92H135ZM149 93H148V95L147 96H149V97H152V96H150L149 95ZM5 94V93H4ZM15 94V93H14ZM13 94V95H14ZM20 94H21V92H20ZM20 94H18L19 96H20ZM22 94H24V93H22ZM21 94V95H22ZM34 94H36V93H34ZM40 94H42V93H40ZM39 94V95H40ZM48 94V93H47ZM51 94V93H50ZM62 94V93H61ZM64 94V93H63ZM131 94V93H130ZM130 94H128L129 96H131ZM12 95V96H13ZM17 95V96H18ZM33 95V94H32ZM83 95V94H82ZM134 95V94H133ZM146 95V94H145ZM6 96V95H5ZM9 96V95H8ZM8 96L6 97V98H8ZM11 96V97H12ZM26 96V95H25ZM31 96V95H30ZM29 96V97H30ZM36 96V95H35ZM41 96V95H40ZM40 96H36V97H34L33 98V100L31 101V102H33L34 103V107L35 108H33V110L31 111V110H29V109H25V107L24 108H22V111H23V109H25V111L24 112H20V113H24L23 115H26L25 114V112H26V110H27V114H29L30 112V114L29 115H31V116H33V118L35 117L36 118V121H38V122H36L37 123V125H35V127L36 126H38L40 123H39V117L41 116V114L42 113H44L47 109H45L44 111H43V109L46 107V106H49L50 105V107H52L53 106V104L55 103V101H54V99H56V101H58L57 102V107L59 106L61 109L63 108L62 106H63V104L62 103H65L66 101H67V99L69 98L68 96V98H66V101H65V99H63L62 97H58L57 96V98H55L54 97V95H48V96H41V97H47L46 99H41L40 98ZM60 96V95H59ZM75 96V97H74ZM88 96L89 95H87L85 98V100L87 101V105H89V106H86V102L84 103V101H83V103L85 104V107H92L95 103V106H98V107H100L101 106V104L103 103V101H102V103L100 104V106H99V104L97 105V103L98 102H100L99 100H100V98H99V100H97V102H96V99H97V97H98V95H97V97L96 98H94L93 96L91 97V98H88ZM94 96H96V95H94ZM103 96V95H102ZM101 96V97H102ZM129 96H127V97H129ZM1 97V96H0ZM21 97V96H20ZM27 97V96H26ZM32 97V96H31ZM40 99H39V98ZM79 97V96H78ZM77 97V98H78ZM106 97V96H105ZM105 97H103V99L105 98ZM2 98V97H1ZM80 98V97H79ZM88 98V99H87ZM130 98V100H132L131 98H136V97H133V96H131V97H129ZM129 98H126L127 100L129 99ZM139 98V97H138ZM153 98V97H152ZM11 99V98H10ZM9 99V100H10ZM70 99H72V98H70ZM102 99V98H101ZM102 99V100H103ZM77 100V99H76ZM75 100V101H76ZM83 100V99H82ZM82 100H80V101H82ZM106 100H108V101H110L109 100V98L108 99H106ZM106 100L104 101V103L106 102ZM124 100L125 99H123V102H124ZM127 100H125L126 102H127ZM152 100V99H151ZM19 100H15V102L17 103ZM20 101H22V98H21V100ZM129 101V100H128ZM133 101V100H132ZM136 101V100H135ZM140 101V100H139ZM154 101V100H153ZM8 102V101H7ZM7 102H5V104L7 103ZM70 102V101H69ZM72 102V101H71ZM74 102V101H73ZM130 102V101H129ZM129 102H127V103H129ZM9 103V102H8ZM23 103V102H22ZM27 103V102H26ZM68 103V102H67ZM76 103V102H75ZM77 103H78V101H77ZM82 103V102H81ZM104 103H103V108H105L106 107V105H108V104H105V106H104ZM108 103V102H107ZM116 103V102H115ZM131 103V102H130ZM69 104H71V103H68L67 105H69ZM83 104V105H84ZM120 104V103H119ZM131 104H134V103H131ZM3 105H4V103H3ZM2 105V106H3ZM7 105V107H8V104H6ZM23 105H25V103L23 104ZM32 105H30L31 107H32ZM55 105V104H54ZM62 105V106H61ZM74 105V104H73ZM78 105V104H77ZM80 105V104H79ZM90 105H92V106H90ZM110 105H112V104H110ZM117 105V104H116ZM115 105V107H117ZM130 104H126V106H129ZM1 106V105H0ZM15 106H17V105H15ZM18 106H20L19 104H18ZM26 106H28V105H26ZM30 106H28V107H30ZM94 106V107H95ZM119 106V105H118ZM122 106H124V105H122ZM126 106H124L125 108H127ZM131 106V105H130ZM129 106V107H130ZM132 106H135V105H132ZM131 106V107H132ZM137 106V105H136ZM138 106H139V104H138ZM23 107V106H22ZM30 107V108H31ZM59 107H58V111L60 110L59 109ZM66 107H68V106H66ZM69 107H72V105L71 106H69ZM82 107V106H81ZM80 107V108H81ZM94 107L93 108H91V110L93 109V110H95V109H97V107L94 109ZM108 107V109L111 107H109V106H107ZM106 107V108H107ZM113 107H114V104H113ZM121 106H119V108H120ZM128 107V109H130ZM18 108V107H17ZM27 108V107H26ZM56 107L54 106V109H55ZM65 108V107H64ZM79 107L77 108L78 110L80 109ZM82 108H84V107H82ZM105 108V109H106ZM112 108V107H111ZM133 108V107H132ZM135 108V107H134ZM3 109H4V107H3ZM3 109H0V110H3ZM14 109V108H13ZM48 109H53V107L52 108H48ZM54 109H53V112H54ZM69 109V108H68ZM71 109V108H70ZM85 109V108H84ZM113 109V108H112ZM117 109V108H116ZM116 109H114V110H116ZM5 110H6V108H5ZM17 110V109H16ZM57 110V109H56ZM55 110V111H56ZM82 111H83V109H81ZM90 110V111H91ZM92 110V111H93ZM120 110V109H119ZM118 110V111H119ZM133 110V109H132ZM13 111V110H12ZM12 111H10V112H12ZM30 111V112H29ZM61 111V110H60ZM65 111V110H64ZM87 111H88V109H87ZM86 111V109H85V113L87 112ZM91 111V112H92ZM96 111V110H95ZM117 111V110H116ZM116 111H114V112H116ZM123 111H124V109H123ZM125 111H127V115H128V111H131V110H125ZM7 113V114H5L3 111H1L0 112V139L2 140H4V139H8L9 138V142H10V138H11V136L12 135H15V133H17V134H19V135H22L23 133H24V131L22 130L23 128H25V125H24V127L22 128L18 123H20V122H18L19 121V118L21 119V118H23V117H21V116H23V115H21L20 113H18L17 115L15 114V113H17V112H15V113ZM14 112V111H13ZM18 112H19V110H18ZM48 112V111H47ZM51 111H49V113H50ZM74 113H76L75 111H73ZM79 112V111H78ZM89 112V111H88ZM91 112H89V113H91ZM97 112V111H96ZM102 112H104V111H102ZM132 112V111H131ZM131 112L129 113V114H131ZM56 113V112H55ZM59 113V115L61 114L60 112H58ZM62 113H63V111H62ZM67 114H71V115H73L74 116V114L73 113H71V111H67L66 112ZM81 113L82 112H80V114L79 115H81ZM84 113V114H85ZM92 113H94V111L92 112ZM98 113H101V112H98ZM108 113V112H107ZM118 113V112H117ZM124 114H125V112H123ZM122 113V114H123ZM133 113V112H132ZM135 113H136V111H135ZM64 114V113H63ZM77 114V113H76ZM115 114V113H114ZM122 114H120V116L122 115ZM124 114L122 115V116H124ZM56 115V114H55ZM87 115V114H86ZM96 115V114H95ZM126 115V114H125ZM175 114H173V116H174ZM30 116V117H31ZM45 116V115H44ZM47 116H48V114H47ZM46 116V117H47ZM62 116L63 115H61L59 118L60 119H62ZM70 116V115H69ZM72 116V117H73ZM84 116V115H83ZM133 116V115H132ZM131 116V117H132ZM144 116V115H143ZM26 117H29L28 115L27 116H25V118ZM68 117V116H67ZM74 117H78V115L77 116H74ZM82 117V116H81ZM90 117H92V115L90 116ZM118 117H119V115H118ZM128 117V116H127ZM127 117H124V118H127ZM171 117V116H170ZM38 118V119H37ZM42 118H43V116H42ZM52 118V117H51ZM51 118H49V119H51ZM55 118V117H54ZM57 118V117H56ZM66 118V117H65ZM120 118H123V117H120ZM119 118V119H120ZM173 119L175 118V116L174 117H172ZM187 118V117H186ZM27 120H28V118H26ZM31 120H32V117L30 118ZM45 119V118H44ZM48 119V120H49ZM53 119V118H52ZM67 119V118H66ZM69 119V118H68ZM75 119V118H74ZM78 119V118H77ZM84 119V118H83ZM16 120H18L17 122L18 123H16ZM24 121H26L25 119H23ZM42 120V119H41ZM71 120V119H70ZM73 120V119H72ZM125 120V119H124ZM174 120H176V118L174 119ZM184 120V119H183ZM21 121V120H20ZM32 121H34V120H32ZM119 121V120H118ZM133 121H134V119H133ZM173 121V120H172ZM179 121V120H178ZM246 121V120H245ZM23 122V121H22ZM35 122V121H34ZM42 122H44V121H42ZM46 122H47V120H46ZM65 122H66V120H65ZM124 122V121H123ZM126 122V121H125ZM130 122V121H129ZM132 122V121H131ZM130 122V123H131ZM175 122V121H174ZM181 122H182V120H181ZM185 122V121H184ZM183 122V123H184ZM51 123V122H50ZM81 123V122H80ZM132 123H134L133 125H135V122H132ZM173 123V122H172ZM187 123H189V122H187ZM187 123H186V127H185V130L187 129V131L188 132H192V130H190V129H192V128H189L190 127V124H188L187 125ZM18 124V125H17ZM21 124V123H20ZM23 124H24V122H23ZM27 124V123H26ZM32 124H33V122H32ZM45 124H47V123H45ZM53 124V123H52ZM63 124H65V123H63ZM69 124V123H68ZM192 124V123H191ZM241 124V123H240ZM40 125H42V124H40ZM123 125H126V124H123ZM122 125V126H123ZM137 125H138V123H137ZM141 124H139L138 126H140ZM176 125V124H175ZM183 125H185V124H183ZM231 125V124H230ZM23 126V125H22ZM32 126V125H31ZM30 125H29V127L27 126V128H26V131H25V133L27 134V132H29V130L31 129L32 130V127H31ZM33 126H34V124H33ZM50 126V125H49ZM48 126V127H49ZM65 126V125H64ZM64 126H58L57 127V125H56V127L57 128H54L53 126L52 127H49V128H47L46 129V131L47 132H45V133H43L42 135H40L39 136V138H37V139H39V140H37V141H39V143L41 142V143H43V146H45L44 145V143H47V145H48V142L49 143H53V145H54V143L56 144V145H58L59 147H61L62 146V149H64L66 152H67V157H65V158H73L74 160H76V161H78V163H79V160H84V161H87L85 164H87V167H88V162H89V167H90V177L92 178V184L91 185H93L94 183L93 182H98V181H100L101 179H106V178H108L107 176L105 177V178H103V174L101 173V172H99V169H100V171H102L103 169H107V168H103L102 166H103V162H102V160H101V155H99L98 156V153H99V149H98V145H96L97 143H100L98 140V142L95 144V142H94V144L93 143H90V144H88L87 145V142L85 141V140H82L83 139V137H82V139H80V140H76V138H77V135H76V132H75V130L71 127V128H68V127H64ZM126 126H128V125H126ZM130 126V125H129ZM128 126V127H129ZM143 125H141L140 126V128L142 127ZM162 126V125H161ZM197 126H198V124H197ZM40 127V126H39ZM91 127V126H90ZM123 127H125V126H123ZM128 127H125L124 129L126 130V128H128ZM198 127H200V126H198ZM86 128V127H85ZM88 128V127H87ZM110 128V127H109ZM133 128H135L136 129V127H132V125H131V127H130V129L132 130V132H133V135H138V134H141V133H143L142 131H141V133H140V128L138 127L137 129H139V130H133ZM176 128V127H175ZM174 128V129H175ZM35 129V128H34ZM37 129V131H38V128H36ZM89 129V128H88ZM124 129H122L121 128V130L122 131H125ZM129 128H128V130L129 131H126V132H128L127 134H129V132L131 131ZM173 129V130H174ZM208 129V128H207ZM229 129V128H228ZM42 130H44V128L42 129ZM41 130V131H42ZM115 130V129H114ZM142 130V129H141ZM203 130V129H202ZM33 131H35V130H33ZM139 131V132H138ZM143 131H145V130H143ZM175 131V130H174ZM176 131H177V129H176ZM31 132V131H30ZM39 132V131H38ZM87 132V131H86ZM117 132V131H116ZM131 132V133H132ZM33 133V132H32ZM36 133V132H35ZM84 133V132H83ZM103 133V132H102ZM106 133H107V131H106ZM125 133V132H124ZM138 133V134H137ZM181 133V132H180ZM238 133H239V131H238ZM260 133H261V131H260ZM16 134V135H17ZM94 134H96V133H94ZM93 134V135H94ZM110 134V133H109ZM123 134V133H122ZM144 134V133H143ZM148 134V133H147ZM193 134V133H192ZM242 134H243V132H242ZM241 134V135H242ZM25 135V134H24ZM28 135V134H27ZM32 135H35V134H32ZM39 135V134H38ZM80 135V134H79ZM83 135V134H82ZM88 135V134H87ZM90 135V134H89ZM98 135V134H97ZM124 135V134H123ZM130 135V134H129ZM128 135V136H129ZM132 135V137H135V136H133ZM184 135V134H183ZM186 135H187V133H186ZM194 135V134H193ZM256 135H258V134H256ZM23 136V135H22ZM21 136V137H22ZM30 136H31V133H30ZM29 136V137H30ZM37 136V135H36ZM85 136V135H84ZM94 136H96V135H94ZM104 136V135H103ZM108 136V135H107ZM111 136V135H110ZM114 136L115 135H113V139H114ZM127 136V138H129ZM142 135H140V137H141ZM147 136V135H146ZM154 136V135H153ZM157 136V135H156ZM159 136V135H158ZM192 136V135H191ZM195 136V135H194ZM24 137V136H23ZM23 137H22V139H21V142L23 141ZM26 138H27V136H25ZM25 137H24V139H25ZM32 137H34V136H32ZM80 136H78V138H79ZM88 137V136H87ZM100 137V136H99ZM99 137H97V138H99ZM102 137V136H101ZM123 137V136H122ZM121 137V138H122ZM124 137H125V135H124ZM137 138L139 137V135L138 136H136ZM177 137H179V135L177 136ZM190 137V136H189ZM188 137V138H189ZM198 137V136H197ZM250 137V136H249ZM255 137V136H254ZM13 138V137H12ZM31 138V137H30ZM85 138V137H84ZM90 138V137H89ZM96 138V139H97ZM118 139H119V137H117ZM117 138H116V140H117ZM120 138V140L122 141V139ZM126 138V137H125ZM142 138V137H141ZM182 138V137H181ZM195 138V137H194ZM15 139H16V137H15ZM14 139V140H15ZM19 139V140H20ZM91 139H92V137H91ZM102 139V138H101ZM113 139H109V141L110 140H113ZM143 139V138H142ZM142 139L141 140H138V142L139 141H142ZM197 139V138H196ZM257 139V138H256ZM259 139V138H258ZM12 140V139H11ZM14 140H13V142H14ZM18 140V141H19ZM107 140H108V138H107ZM115 140V139H114ZM119 140V141H120ZM126 140V139H125ZM125 140H123V143L125 142ZM135 140L137 141V139L135 138ZM144 140V139H143ZM150 140V139H149ZM152 140V139H151ZM179 140H181L180 138H179ZM184 140V139H183ZM191 140H192V138H191ZM193 140H195V139H193ZM5 141V140H4ZM8 140H6V142H7ZM17 141V139H16V141L15 142H18ZM27 141H28V139H27ZM36 141V140H35ZM118 141V140H117ZM116 141V142H117ZM130 141V140H129ZM128 141V142H129ZM131 141H132V138H131ZM130 141V143H132ZM134 141V140H133ZM148 141V140H147ZM154 141V140H153ZM241 141V140H240ZM3 142V141H2ZM2 142H1V145H2ZM8 142V143H9ZM12 142V141H11ZM90 142V141H89ZM91 142H92V140H91ZM111 142V141H110ZM112 142H114V141H112ZM151 142V141H150ZM149 142V143H150ZM181 142V141H180ZM187 142V141H186ZM34 143V142H33ZM129 143V144H130ZM143 144H144V141L142 142ZM149 143H148V145H149ZM5 144H7V143H5ZM4 143H3V145L2 146H4L5 145ZM12 144V143H11ZM106 144H108V143H106ZM125 144V143H124ZM123 144V145H124ZM136 144H137V142H136ZM142 144V145H143ZM169 144V143H168ZM186 144V143H185ZM259 144V143H258ZM8 146H9V144H7ZM36 145V144H35ZM105 145V144H104ZM110 145H111V143H110ZM118 145H120V143L118 144ZM128 144H125V147L127 146ZM138 145H141V142H139L138 143ZM138 145H136V146H138ZM145 145V144H144ZM147 145V146H148ZM178 145V144H177ZM37 146V145H36ZM35 146V147H36ZM38 146H40V144L38 145ZM37 146V147H38ZM57 146V147H58ZM98 146V147H97ZM112 146V145H111ZM136 146H134L135 148H136ZM41 147V146H40ZM46 147V146H45ZM54 147H55V145H54ZM105 147H106V145H105ZM123 147V146H122ZM125 147H123V149L125 148ZM129 146H127L126 147V149L128 148ZM133 147V149H135ZM139 147V146H138ZM142 147H144V149L146 150V146H142ZM141 146H140V148H142ZM149 147H152V145L151 146H149ZM31 148V147H30ZM49 148V147H48ZM101 148H102V146H101ZM104 148V147H103ZM110 148V147H109ZM109 148H107L106 147V149L104 148V150L107 152V153H109ZM131 148V147H130ZM139 148V149H140ZM38 149V148H37ZM36 148H35V151H37V153L39 152V150H40V152H41V148L39 149V150H37ZM59 149V148H58ZM94 149V150H93ZM133 149H131V151L133 150ZM143 149V148H142ZM170 149V148H169ZM27 150H28V148H27ZM49 150V149H48ZM53 150V149H52ZM130 150V149H129ZM141 150V149H140ZM125 151V150H124ZM127 151V150H126ZM131 151H130V153H131ZM143 151V150H142ZM44 152H46V151H44ZM40 153L41 155L42 154H46V153ZM61 152V151H60ZM101 152V151H100ZM103 152V151H102ZM120 152V151H119ZM133 152V151H132ZM144 152V151H143ZM6 152H3V153H1V155L0 156H3L4 154H5ZM48 153H51V151H48ZM103 153H105V152H103ZM118 153V152H117ZM127 153H129V151L127 152ZM263 153V152H262ZM136 154H137V150H136ZM257 154V153H256ZM48 155V154H47ZM104 155V154H103ZM106 155H108V154H106ZM111 155V154H110ZM113 155V154H112ZM118 155V154H117ZM124 155V154H123ZM39 156V155H38ZM55 157L54 155H53V153L52 154H50V157ZM66 156V155H65ZM98 156V157H97ZM114 156V155H113ZM115 156H116V154H115ZM114 156V158L116 159V157ZM28 157V156H27ZM42 157V156H41ZM44 157V156H43ZM53 157H52V159H53ZM37 158H40V157H37ZM105 158V157H104ZM103 158V159H104ZM107 158H108V156H107ZM114 158L112 157V159L114 160ZM260 158V157H259ZM52 159H50V160H48L47 159V161H46V163L48 162V161H51ZM106 159V158H105ZM109 160H112V159H110V158H108ZM105 160V161H109V160ZM31 160V159H30ZM41 160H42V158H41ZM60 159H58V161H59ZM112 160V161H113ZM37 161V160H36ZM66 161V160H65ZM130 161V160H129ZM51 162H54V161H51ZM57 162V161H56ZM257 162V161H256ZM261 162V161H260ZM42 163V162H41ZM45 163V162H44ZM49 164H50V162H48ZM81 163V162H80ZM110 163H111V161H110ZM238 163V162H237ZM252 163V162H251ZM48 164V165H49ZM114 163L112 162V165H113ZM261 164V163H260ZM263 164V163H262ZM45 165V164H44ZM47 165V164H46ZM47 165V166H48ZM81 165V164H80ZM79 165V166H80ZM106 165V167H107V165H108V163L107 164H105ZM105 165H104V167H105ZM118 165V164H117ZM139 165V164H138ZM82 168H83V163H82ZM109 166H111V164L109 165ZM108 166V167H109ZM114 166V165H113ZM112 166V167H113ZM35 167H38V166H36L35 165ZM84 167H86V166H84ZM87 167L84 169V171L87 169ZM101 167H102V169H101ZM111 167V168H112ZM136 167V166H135ZM236 167V166H235ZM254 167V166H253ZM258 167V166H257ZM79 168H81V167H79ZM81 168V169H82ZM114 168V167H113ZM124 168V167H123ZM264 168V167H263ZM89 169V168H88ZM109 169H110V167H109ZM72 170V169H71ZM80 170V169H79ZM115 170V169H114ZM132 170V169H131ZM73 171V170H72ZM77 171V170H76ZM107 171H108V169H107ZM240 171V170H239ZM247 171H249L248 170V168H247ZM251 171V170H250ZM249 171V172H250ZM106 172V171H105ZM108 172H111L110 170L108 171ZM125 172V171H124ZM127 172H129V170L128 171H126V173ZM78 173V172H77ZM89 172H87L86 174H88ZM104 173V172H103ZM130 173H132V172H130ZM245 173H247L248 174V172H245ZM61 174V173H60ZM107 174V173H106ZM105 174V175H106ZM111 174V173H110ZM113 174V173H112ZM120 174H121V171H120ZM124 174V173H123ZM128 174V173H127ZM126 174V175H127ZM75 175H77V174H75ZM74 175V176H75ZM119 175V174H118ZM118 175H117V177H118ZM125 175V174H124ZM129 175H130V177H129ZM241 175V174H240ZM251 175H253V174H251ZM262 175H263V170H262ZM24 176V175H23ZM109 176H111V175H109ZM112 176H114V175H112ZM115 176H116V174H115ZM120 176H122V174L120 175ZM135 176V175H134ZM133 176V177H134ZM140 176V175H139ZM238 176V175H237ZM243 177L245 176V174H243L242 175ZM249 178L251 177L250 176V173L247 175ZM128 177L129 178H131L132 176H131V174H128ZM72 178V177H71ZM86 178V177H85ZM112 178H116V177H112ZM123 178L124 177H122V179H118V181H120V180H123ZM128 178V179H129ZM136 178H138V176L136 177L135 176V178H131V179H135V180H137V182L135 181V180H133V181H135L136 183H138V179H136ZM147 178V177H146ZM247 177H244V179H246ZM248 178V179H249ZM117 179V178H116ZM123 180V181H129V180ZM148 179V178H147ZM13 180V179H12ZM10 180L11 182H13V181H15V180ZM17 180V179H16ZM20 180V179H19ZM35 180V179H34ZM109 180V179H108ZM110 180H111V178H110ZM149 180H151V179H149ZM149 180H147L148 182H149ZM153 180V179H152ZM8 181H9V179H8ZM46 181V180H45ZM90 181V180H89ZM123 181L121 182L122 184H123ZM132 181V182H133ZM240 181V180H239ZM245 181H247V182H249L248 180H245ZM5 182V181H4ZM29 182V181H28ZM34 182V181H33ZM57 182V181H56ZM103 182V181H102ZM106 182V181H105ZM114 182H115V179H114ZM134 182V183H135ZM147 182V183H148ZM151 182V181H150ZM20 183H21V181H20ZM36 183V182H35ZM41 183V182H40ZM39 183V184H40ZM45 184L47 183L48 184V182H44ZM84 183V182H83ZM86 183H87V181H86ZM91 183V182H90ZM89 183V184H90ZM117 183V182H116ZM115 183V184H116ZM120 183V182H119ZM129 183V185L131 184L130 183V181L128 182ZM127 183V184H128ZM134 183H132V184H134ZM9 184V183H8ZM11 184V183H10ZM17 184V183H16ZM105 184V183H104ZM109 184V183H108ZM111 184H113V182L111 183ZM122 184H119V186L121 187V185ZM124 184H125V182H124ZM124 184H123V186H124ZM127 184H125V186H128ZM164 184V183H163ZM244 184V183H243ZM1 185L2 184H0V188H1ZM42 185V184H41ZM110 185V184H109ZM171 185V184H170ZM191 185V184H190ZM189 185V186H190ZM7 185L5 184V187H6ZM10 186H12V187H10V188H14L15 186L14 185H10ZM30 186H32V185H30ZM29 186V187H30ZM38 186H40V185H38ZM43 186V185H42ZM51 186V185H50ZM81 186V185H80ZM35 186H33V188H34ZM41 187V186H40ZM95 187V186H94ZM4 188V187H3ZM9 188V187H8ZM32 188V187H31ZM36 188V187H35ZM47 188V187H46ZM117 188V187H116ZM129 188V187H128ZM5 189V188H4ZM16 189V188H15ZM20 189H22V187L20 188ZM103 189V188H102ZM0 190H2V189H0ZM12 190H14V189H12ZM27 190H29V189H27ZM33 190V189H32ZM39 190V189H38ZM45 190V189H44ZM48 190L50 191V189L48 188ZM84 190H85V188H84ZM99 190V189H98ZM101 190V189H100ZM34 191V193H29L28 191H26V190H18L16 193H14V192H11L10 194H8V193H6V194H8V196L5 198L4 196H3V198L4 199H1L0 200V202L5 206V207H3V208H8L7 210L9 211V209H10V213H13L14 211L16 212V210L17 211H19L20 213L21 212H23V213H26V211L25 210H27V209H31V210H33L37 215H39V218L41 217V220H42V218H45V225H46V227L47 228H50V227H54L53 228V230H51V231H49L48 229V237L49 238H51L50 236L51 235H53V236H55V238H56V240H55V242H53V244L55 243L56 244V246L57 245H59V246H61L60 247V251H61V248H63V247H66V249H69V248H72L73 246L75 247V242L76 241H73V238H74V235H76V234H74V231H73V229H71V228H65V229H63V230H58L56 227L57 226H59V225H64L65 223H68V222H73L74 221V219L73 220H71V217H70V215H68L67 214V210H65L64 208V210H60V209H57V208H55L54 206H53V199L54 198H51L52 199V201H50V198L49 197H45V196H43L42 197V195L40 196L39 194H38V192H40L41 194H46V192H41V190L40 191H37V189L36 190H33ZM51 192V191H50ZM86 192V191H85ZM100 193H101V191H99ZM48 193V192H47ZM56 193V192H55ZM54 193V194H55ZM97 193V192H96ZM44 194V195H45ZM58 194V193H57ZM95 194V193H94ZM47 195H49V194H47ZM56 195V194H55ZM52 197V196H51ZM58 199V198H57ZM58 201V200H57ZM56 202V201H55ZM2 204H0V206L2 205ZM55 204H57V202L55 203ZM85 204V203H84ZM2 205V206H3ZM1 206V207H2ZM55 206H57V205H55ZM60 206H61V204H60ZM0 207V208H1ZM59 208V207H58ZM62 208V207H61ZM66 208V207H65ZM1 210V209H0ZM12 211V212H11ZM69 211V210H68ZM19 212H16V213H18L17 214V217H19V215H20V213ZM4 213V212H3ZM69 213V212H68ZM109 213V212H108ZM22 214V213H21ZM74 214V213H73ZM97 214V213H96ZM95 214V215H96ZM108 214L106 213V215L105 216H107ZM110 215H111V213H110ZM124 215V214H123ZM24 217H25V214L23 215ZM22 215H21V217H23ZM76 216V215H75ZM16 217V216H15ZM21 217H20V219H21ZM38 217V216H37ZM9 218V217H8ZM10 218H11V215H10ZM10 218H9V220H10ZM13 218H14V216H13ZM63 218V220H61ZM93 216H92V221H93ZM19 219V220H20ZM109 219V218H108ZM111 219V218H110ZM23 220H25V219H23ZM27 220H28V218H27ZM112 220V219H111ZM110 220V221H111ZM20 221H22V220H20ZM40 221V220H39ZM98 221V220H97ZM109 221V220H108ZM115 221V220H114ZM125 221V220H124ZM11 221H9L8 222V224H7V226L5 227L4 226V231H6L4 234H5V237H6V233H7V235L9 236L10 235V237L7 239V237H6V245H7V249H6V252L8 251V252H13L12 250H14L15 248H23L24 250L26 249V250H28V252L29 253H33V252H30V251H32V250H34V248H36L35 249V253H33V255L34 254H36V256H37V252L40 250L39 249V247H41V246H44V244L42 245V243L40 244V242L35 238L37 235H35V239L36 240H33V242H30V243H27V241H26V239L24 238V240L23 239H21V240H23V241H21V240H19L20 242H17V241H15L14 239H12L13 237L12 236H17V235H19V236H21V233H22V229H21V227H20V224H18L17 223V221H15V219H12V224L10 223ZM43 222H40L41 224L43 223ZM91 222V221H90ZM96 222V221H95ZM111 222H113V221H111ZM126 222V221H125ZM37 223H39V222H37ZM87 222H84L83 223V226H82V228L83 229H85V225H87L86 224ZM69 224V223H68ZM67 224V225H68ZM71 224V223H70ZM70 224H69V226H70ZM88 224H89V221H88ZM5 225V224H4ZM19 225V226H18ZM24 224H22L21 226H23ZM40 227H41V225H39ZM56 226V227H55ZM64 226H66V224L64 225ZM63 226V227H64ZM74 226V225H73ZM88 226V225H87ZM121 226V225H120ZM120 226H115L116 227V230H114L113 232H109L110 230H111V228H110V230L108 231L109 233H108V235H110L107 239H110V237H116V240L121 236V238H122V235H124L123 237H125V235H126V233H124L123 232V234L122 235H119V234H117L116 233V231L118 230V231H123L122 229H123V227L122 228H120ZM43 227H44V225H43ZM71 227V226H70ZM118 227V228H117ZM125 227V226H124ZM23 228V227H22ZM61 228H62V226H61ZM60 228V229H61ZM74 228V227H73ZM92 228V227H91ZM94 228V227H93ZM114 228V227H113ZM120 228V229H119ZM127 228V227H126ZM132 228V227H131ZM36 229V228H35ZM37 229H39V228H37ZM45 229V228H44ZM82 229V230H83ZM125 229V228H124ZM33 230V229H32ZM31 230V231H32ZM75 230V229H74ZM76 230H77V228H76ZM81 230V231H82ZM89 230V229H88ZM99 230V229H98ZM107 230V229H106ZM113 230V229H112ZM111 230V231H112ZM131 230V229H130ZM134 229H132V231H133ZM144 230H146V229H144ZM143 230V231H144ZM3 231V230H2ZM3 231V232H4ZM37 231V230H36ZM94 231V230H93ZM117 231V232H118ZM125 231V230H124ZM148 231V230H147ZM34 232V231H33ZM75 232H77V231H75ZM86 232V231H85ZM85 232L83 231V233H84V237L86 236V234H85ZM89 232V231H88ZM126 232H129L128 231V228H127V230H126ZM131 232V231H130ZM24 234H25V232H23ZM39 233V232H38ZM41 233V236L42 235H44L42 232H40ZM39 233V234H40ZM46 233V234H47ZM82 233V232H81ZM103 232L101 231V233L100 234H102ZM106 233V232H105ZM122 233V232H121ZM147 233V232H146ZM150 233V232H149ZM35 234H36V232H35ZM51 234V235H50ZM128 235H130V233H127ZM27 235V234H26ZM50 235V236H49ZM88 235V234H87ZM104 235H106V234H103L102 236H104ZM131 235H132V237H134L133 235H134V233H132L131 232ZM130 235V236H131ZM136 235V234H135ZM145 235H147V234H145ZM47 236H45V237H47ZM52 236V237H53ZM77 236V235H76ZM83 236V235H82ZM89 236V235H88ZM97 236H99V235H97ZM12 237V238H11ZM28 237V236H27ZM80 237H81V235L79 236V239H80ZM99 237H101V236H99ZM15 238V237H14ZM21 238V237H20ZM23 238V237H22ZM82 238V240H83V237H81ZM86 238V237H85ZM98 238V237H97ZM130 239H132L131 237H129ZM135 238H137V237H135ZM28 239V238H27ZM32 239V238H31ZM45 239V238H44ZM47 239V238H46ZM54 239V238H53ZM75 239V238H74ZM77 239V238H76ZM87 239V238H86ZM86 239H84L83 241H84V245H86ZM90 239V238H89ZM88 239V240H89ZM103 239V238H102ZM102 239H100V240H102ZM130 239H129V241H130ZM141 239V238H140ZM139 239V240H140ZM39 240H40V238H39ZM52 240V239H51ZM81 240V239H80ZM79 240V241H80ZM87 240V241H88ZM91 240V239H90ZM104 240V239H103ZM106 240V239H105ZM128 240V239H127ZM143 240V239H142ZM48 242H49V240H47ZM79 241H77V243L79 242ZM97 241V240H96ZM122 241V240H121ZM128 241V242H129ZM135 241V240H134ZM147 241V240H146ZM4 242H5V240H4ZM41 242H43V241H41ZM81 242V241H80ZM79 242V243H80ZM100 242V241H99ZM107 242V241H106ZM126 242V241H125ZM131 242H133V240H131ZM138 242V241H137ZM136 242V243H137ZM49 243H51V241L49 242ZM102 243V242H101ZM134 243V242H133ZM139 243V242H138ZM137 243V244H138ZM150 243V242H149ZM4 244V243H3ZM131 244V243H130ZM49 245V244H48ZM76 245H78V244H76ZM81 245V244H80ZM83 243H82V246H77V247H79V249H81L83 246ZM97 245V244H96ZM46 246H47V244H46ZM51 246H52V244H51ZM56 246H54L53 245V247H51V248H54V247H56ZM63 246V247H62ZM88 246L90 247V246H92V245H89L88 244ZM95 246V245H94ZM98 246V245H97ZM138 246V245H137ZM139 246H140V244H139ZM146 246V245H145ZM45 247V246H44ZM49 247V246H48ZM85 247V246H84ZM96 247V246H95ZM43 247H41V249H42ZM76 248V247H75ZM43 249H45V248H43ZM49 249V248H48ZM74 249V248H73ZM83 249V248H82ZM89 248H86L85 250H88ZM30 250V251H29ZM59 250V249H58ZM57 250V251H58ZM64 250V249H63ZM72 250V249H71ZM74 250H76V249H74ZM78 250V249H77ZM40 251H42V250H40ZM55 251H56V248H55ZM65 251V250H64ZM67 251H70V250H67ZM84 251V250H83ZM15 252H16V250H15ZM27 252V251H26ZM45 252H46V250H45ZM49 252H51V251H49ZM59 252V251H58ZM3 253V252H2ZM1 253V254H2ZM23 253H24V251H23ZM29 253H27V254H29ZM40 253H42V252H40ZM40 253H39V255H40ZM48 253V252H47ZM52 253V252H51ZM50 253V254H51ZM54 253H56V252H54ZM71 253V255H73L72 253H73V251H71L70 252ZM70 253H69V255H70ZM4 254H6V253H4ZM59 254H60V252H59ZM59 254H57V255H59ZM63 254V253H62ZM66 254V253H65ZM67 254H68V252H67ZM9 255H11V254H9ZM15 255V254H14ZM31 255V254H30ZM56 255V254H55ZM54 255V256H55ZM70 255V256H71ZM4 256V255H3ZM7 256V255H6ZM6 256H4V257H6ZM18 256V255H17ZM35 256V255H34ZM42 255H40V257H39V259H41L43 256H44V254H43V256L41 257ZM53 256V257H54ZM60 256V255H59ZM65 256V255H64ZM1 257H2V255H1ZM0 257V258H1ZM4 257H2L3 258V260L5 261V259H8V258H4ZM7 257H10V256H7ZM12 257V256H11ZM31 257V256H30ZM52 257V258H53ZM56 257V256H55ZM54 257V258H55ZM62 257V256H61ZM15 258V257H14ZM45 258V257H44ZM51 258V257H50ZM67 258V257H66ZM68 258H71V257H68ZM67 258V259H68ZM17 259V258H16ZM20 259V258H19ZM32 260H33V264H34V259L33 258H31ZM65 259V258H64ZM3 260L1 259L0 261H2L3 262ZM12 260V259H11ZM10 260V261H11ZM36 260V259H35ZM48 260H49V258H48ZM48 260H46V261H48ZM54 260V259H53ZM52 260V261H53ZM12 261H14V259L12 260ZM24 261H26V255H25V258H23V259H20V260H18V262L19 263H21V262H24ZM41 262H38V263H41L42 264V261L44 262L45 260H40ZM64 261V260H63ZM9 262V261H8ZM17 262V261H16ZM30 262V261H29ZM55 262V261H54ZM57 262V261H56ZM12 263V262H11ZM36 263V262H35ZM45 264L47 263V262H44ZM62 263V262H61ZM152 263V262H151ZM0 264H1V262H0ZM3 264V263H2ZM5 264H6V261H5ZM18 264V263H17ZM49 264V263H48ZM52 264V263H51Z\"/></svg>", "mask_w": 264, "mask_h": 264}, {"label": "flooded vegetation", "instance_id": "obj_3", "mask_svg": "<svg viewBox=\"0 0 264 264\" xmlns=\"http://www.w3.org/2000/svg\"><path fill=\"white\" fill-rule=\"evenodd\" d=\"M43 36V37H42ZM40 38H41V40L42 41H40ZM45 38V39H44ZM34 39V38H33ZM37 41L39 42V43H35V41L34 40H30V42H31V44H37V45H40V43H41V45L44 47L45 45H54V47H55V50H58L59 51V49H61L62 50V48L64 49V48H66L67 47V49L66 50H70L71 48L70 47H74L75 46V43L76 42H72V44L74 45H72L71 43H70V41H67V43H66V45H64L65 44V41H61V44H63L62 42H64V44L63 45H59L58 46V43H56V42H54V41H52V39L50 38V36L49 37H47V36H44V35H41L40 37L38 36L37 37ZM8 40H10L9 42H8ZM49 40V41H48ZM5 41V42H4ZM4 41H0V45H1V47H0V50L1 49H3V50H5L6 52L8 51V50H12V49H16V48H24L25 46H26V44H30V42H28V43H26L25 44V41L26 40H23V41H21V40H19V43H22V44H20L21 46H18L19 44H14L17 40H12V39H6V40H4ZM12 41V42H11ZM44 41V42H43ZM87 41V40H86ZM10 43L8 46L7 45H5V44H7V43ZM18 42V41H17ZM16 42V43H17ZM84 42H85V40H84ZM82 42V41H80L79 42V44L80 43H82V45L83 44H85V46H87V43L89 42ZM3 43V44H2ZM69 43V44H68ZM12 44L13 45H15V46H13L12 47ZM24 44V45H23ZM59 44H60V42H59ZM69 45H70V47H69ZM81 45V44H80ZM28 46V45H27ZM59 48H58V47ZM62 46H66V47H62ZM6 47V48H5ZM68 47L70 48V49H68ZM56 48H58V49H56ZM60 50V51H61ZM64 51V50H63ZM43 52H45V50L43 51ZM15 55H17L16 53H15ZM59 55V57H62L63 56V54L61 53V54H58ZM11 65V64H10ZM73 70V69H72ZM58 71H59V69H58ZM74 71V70H73ZM203 83V82H202ZM204 84V83H203ZM188 89H186V88ZM206 88H209V86H208V83H207V85H206ZM177 89V90H176ZM189 89H190V91H189ZM202 89H204V86H203V88ZM178 90H181L180 92H181V94H183V95H185V96H183V97H181L179 94H180V92H178ZM191 90H199V89H194L193 87H188V86H184V87H182L181 89H180V87H178V88H175V89H171V88H169V87H164V88H161V89H159V90H156V91H154L153 93H154V100H156V99H158L159 101H160V107L158 108L159 109V111H161V114L159 115L163 120H164V122H165V126H168V128H170L171 126H172V122L171 121H169V120H171V118H170V115H169V113L170 112H176L175 113V118H176V126H177V129L178 130H185V127H184V125H183V122H184V120H186L187 118H188V116H183V117H180V115L183 113V112H179L178 111V109H172L175 105H177V104H182V105H184L183 107H186V106H188V107H190L191 105H195V104H197V105H203V104H206L208 101L206 100V101H204V100H202V101H196V99H198V98H200V97H202L203 96V94L204 93H194V92H192ZM205 90H207V89H205ZM208 91H210V90H208ZM208 95H210V92H209V94ZM204 97V96H203ZM202 97V98H203ZM148 103L150 102V100H148L147 101ZM154 105H156V104H152V105H149L148 106V109H150V107H152V106H154ZM152 111H153V109H151ZM156 111H154V113H155ZM185 117H187V118H185ZM167 119H169V120H167ZM184 119V120H183ZM179 120V121H178ZM181 120H182V122H181ZM184 135H186V133H183Z\"/></svg>", "mask_w": 264, "mask_h": 264}, {"label": "crops", "instance_id": "obj_4", "mask_svg": "<svg viewBox=\"0 0 264 264\" xmlns=\"http://www.w3.org/2000/svg\"><path fill=\"white\" fill-rule=\"evenodd\" d=\"M227 223H229V222L227 221ZM230 236H231V233L222 234L220 236V239H222V240H228V239L231 238ZM233 261L235 262V259L229 258V260L225 261V263L226 264H231V263H234Z\"/></svg>", "mask_w": 264, "mask_h": 264}]
</instances>
